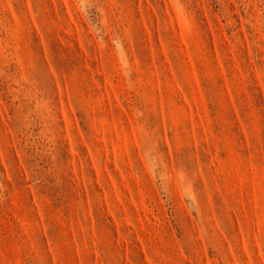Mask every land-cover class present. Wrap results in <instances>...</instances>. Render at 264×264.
<instances>
[{
  "label": "rangeland",
  "instance_id": "rangeland-1",
  "mask_svg": "<svg viewBox=\"0 0 264 264\" xmlns=\"http://www.w3.org/2000/svg\"><path fill=\"white\" fill-rule=\"evenodd\" d=\"M0 264H264V0H0Z\"/></svg>",
  "mask_w": 264,
  "mask_h": 264
}]
</instances>
